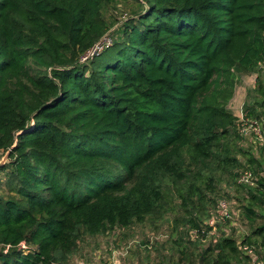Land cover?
I'll return each instance as SVG.
<instances>
[{"label": "trees", "instance_id": "16d2710c", "mask_svg": "<svg viewBox=\"0 0 264 264\" xmlns=\"http://www.w3.org/2000/svg\"><path fill=\"white\" fill-rule=\"evenodd\" d=\"M115 1L0 0V264L69 263L86 237L156 223L171 184L201 241L206 201L218 205L203 169L241 166L225 102L264 63V0H136L111 30ZM108 32L113 44L80 62ZM254 91L247 115L263 122L264 78ZM248 189L251 235L219 236L199 264H250L244 243L264 257V175Z\"/></svg>", "mask_w": 264, "mask_h": 264}, {"label": "rangeland", "instance_id": "374dc122", "mask_svg": "<svg viewBox=\"0 0 264 264\" xmlns=\"http://www.w3.org/2000/svg\"><path fill=\"white\" fill-rule=\"evenodd\" d=\"M138 6L139 3L136 0H117L111 3L108 7H105L103 10L105 17L109 21H113L114 23H116L111 28V30L118 27L122 21H126L129 17H131V15L134 13ZM105 55L101 56V58H103ZM259 77L264 78V63L261 64L258 70L255 72L241 74L239 76L238 83L236 84L235 89L233 90V93L227 97L225 102L226 107L237 118L235 121V126L237 127V133L240 135V138L236 139V141L239 140V142L236 143H238V146L240 145V147H242V149L244 150V153L241 152L237 155L241 162V166H239V169L234 170V172H237V174H233L231 176L225 170H212L214 168L213 166L215 165L213 164V162H209V165L203 169V172L205 174L209 175L211 173H215L216 178L215 191H208V198L213 197L216 201H228L229 211H232L233 214V218L228 219V221L237 220V223L239 222L245 230L244 233L246 236L251 235L252 225L245 214L244 206L249 203L248 188L252 186L248 184L243 185L239 183V176L244 170L248 168L254 172V175H257L258 179L260 176H262V170H264V164H262V170L260 172L258 171L259 167L257 164H254L251 167L247 160L248 156L246 155L247 153H250L255 159L262 161L264 160V121H258L247 115V107L248 105L253 104L256 97V92L254 91V88L257 85V79ZM256 121L258 122L256 123ZM4 157L5 153L0 150V161H2ZM196 169L197 167L194 165L193 170ZM10 172L11 167H8L7 170L0 171V194H7L6 181L9 177ZM190 175L193 174H189V176ZM251 185H256V178L255 182ZM171 186L172 184L170 186H166L165 189V207H167L166 209L169 208V212H167L160 221H156V223H153L151 219H147L145 222L142 223V225L136 227L134 233L125 231L121 229V227H117L113 230L114 232L111 231L109 234L106 235L108 236L106 237V241L114 242L116 234L118 232L125 236L122 241V244H119L117 246L110 244L108 246V249L106 250L105 247H102V244L99 241V245L101 244V246L95 245L93 248L102 249L104 252L103 255L106 257L112 256L113 250H119L120 248L125 247L128 249L127 256H131V260H137L138 255H140V257L143 256V259L145 261H152L154 262V264H160L158 261H160V259L162 258H164L168 264H188L190 260H194V264H199V253H203V251H205L207 247L215 241H212V239L210 238L207 239V237L205 238L207 239V241H199L201 245L198 248L194 247V242H191L189 240V226L185 221H182L185 220V216L187 215L185 213V210L181 206L180 201L174 195L173 188ZM234 192L237 193V195H233ZM206 202V211H208V214L213 210H219L215 206L217 202ZM256 209L259 211L258 208ZM235 211H241L237 215L238 218L234 214ZM208 214L203 215V218H206ZM176 218L179 219L178 223H176ZM262 222H264V218L259 217L257 218L255 225H259ZM136 224L138 223H135L134 225ZM179 228L181 230L175 232V229ZM152 231L154 232L153 234L157 237V239H155L156 241L153 240L143 244L146 240L145 234ZM160 238H163V241L160 240ZM176 239H178L179 242L175 241ZM85 241L86 240L83 239L80 245L83 246V242ZM163 242H165V244ZM177 243H180L182 246L185 245L186 248H181L182 246H178ZM133 245L137 246L138 249L135 251L138 252L133 253V250H131ZM183 249L188 251V256H185L181 253ZM79 250L80 247L73 257L83 255V250L81 249V252ZM189 252H192V254H190ZM90 254V258L92 256H96L92 254V252H90Z\"/></svg>", "mask_w": 264, "mask_h": 264}, {"label": "crops", "instance_id": "0c3cea01", "mask_svg": "<svg viewBox=\"0 0 264 264\" xmlns=\"http://www.w3.org/2000/svg\"><path fill=\"white\" fill-rule=\"evenodd\" d=\"M262 173H263L262 175H264V172H262ZM251 186H253V185H251ZM234 194H235V192L233 193V195ZM213 212L214 211H211L210 214H209V216L206 218V220H205L206 221V224H207L208 219L210 218V216L212 215ZM239 212H241V211H235L234 214L237 216L239 214ZM237 218H238V216H237ZM134 224H132V225H130L128 227H125V228H121V229H123L125 231H129V232H133L134 233L136 227H138L139 225H142V223H138L136 225H134ZM178 230L180 231L181 229L180 228L179 229H175V232H178ZM193 230H195V228L189 226V230H188L189 231V234H190V239L189 240L191 242H194V247L195 248H198L201 244L199 242L198 237H196V236L193 235ZM244 232H245V230L243 229V227L241 226V224L239 222L237 223V220H232V221L220 220L216 224L214 233L213 234H208L207 235L208 238L207 237H205V238H207V239L210 238V239H212V241H215L219 236H221V235L224 234L226 236H232V237H234L239 243H241L243 241V239L245 238V236H246ZM153 233L154 232L152 231V232H148V233L145 234L146 235V240L144 241L143 244H145L146 242H150V241H153V240L157 239V237ZM107 234H109V233H107ZM107 234L93 236V237H86L85 238L86 241L83 242V246L80 245V250H79L80 252H81V249L83 250V252H82L83 255H81V256L78 255V256H75L74 258H72L70 260V264H76L77 263V260H79V262L84 261L86 264H88V263H93V264H107V262H108L109 258H111V256L110 257H106V256L103 255L104 252H103L102 249H95L93 247L95 245H99V241H100L101 244H102V247H105L106 250H107L108 249V246L110 244L117 246L119 244H122L123 243L122 241L125 238V236L123 234H120V233L117 232L114 242H108V241H106V237H108V236H106ZM163 238H160V240H162ZM205 238L203 240L204 241H207V239H205ZM166 240H168V239H166ZM175 241L179 242L178 239H176ZM87 243H89V244H87ZM163 243L165 244V242H163ZM101 244L99 246H101ZM147 245H149V244H147ZM177 245L178 246H182L180 243H177ZM181 248H186V247H185V245H183ZM137 249L138 248H137L136 245L135 246L133 245V247L131 248V250H133V253L134 252H138V251H135ZM95 250H96V252H95ZM90 252H92V254H94L96 256H92L90 258V256H91ZM262 254H264V253H262ZM112 256H113V252H112ZM158 262L160 264H162V263L163 264H168L165 261L164 258L160 259V261H158ZM118 264H154V262H152V261H145L143 259V256L140 257V255H138V259L137 260H131V256H127L126 255V256L121 257L119 259ZM250 264H251V262H250Z\"/></svg>", "mask_w": 264, "mask_h": 264}, {"label": "built area", "instance_id": "2783aa9c", "mask_svg": "<svg viewBox=\"0 0 264 264\" xmlns=\"http://www.w3.org/2000/svg\"><path fill=\"white\" fill-rule=\"evenodd\" d=\"M113 44V36L110 32L104 34L99 40H97L92 46H90L83 54L80 56V62L85 63L94 58L95 56L102 53L108 47ZM258 121H256L257 123ZM255 178L257 181V175H254V172L251 169L244 170L241 175L239 176V183L243 185H251L255 182ZM228 201L226 200H219L217 205V211H214L210 218L208 219L207 224L212 227L208 234H213L215 231V227L218 221L220 220H228L233 218L232 211H229ZM204 231V230H202ZM199 229L193 230V235L198 237ZM241 248L245 254H254L255 256L251 258V264H264V257L260 254H257L255 247L249 244H242ZM128 253V249L125 247L120 248L119 250L113 251V256L109 258L107 264H118L119 259L121 257L126 256ZM54 264H70L69 263H54ZM76 264H86L84 261L79 262L77 260ZM93 264V263H88Z\"/></svg>", "mask_w": 264, "mask_h": 264}, {"label": "water", "instance_id": "95a60500", "mask_svg": "<svg viewBox=\"0 0 264 264\" xmlns=\"http://www.w3.org/2000/svg\"><path fill=\"white\" fill-rule=\"evenodd\" d=\"M9 157V151L5 153V157L2 161H0V166H2L5 162H7ZM251 258H253L255 255L254 254H248Z\"/></svg>", "mask_w": 264, "mask_h": 264}]
</instances>
